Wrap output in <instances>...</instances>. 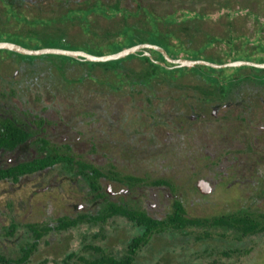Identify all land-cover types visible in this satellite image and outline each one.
Masks as SVG:
<instances>
[{"label":"rangeland","instance_id":"1","mask_svg":"<svg viewBox=\"0 0 264 264\" xmlns=\"http://www.w3.org/2000/svg\"><path fill=\"white\" fill-rule=\"evenodd\" d=\"M22 1L27 3L18 9L16 19L7 22L8 14L0 0V28L31 31L27 48L101 55L112 54L111 47L104 48L109 43L124 40L121 32L125 22L142 20L144 28H148L149 20L144 13L138 19L130 17L125 21L123 12L114 19L103 16L114 14V9L99 6L96 14L89 15L77 8L119 4L134 12L142 4L157 15L171 11L159 0ZM227 1L224 6H207L203 33L193 32L184 39L192 40L196 47L205 39L204 33H209L219 40L213 44L211 38L204 41L209 47L206 55L226 61L229 51L233 55L240 49L236 59L260 61V54L249 51L264 47V0H257L258 4L251 0ZM37 8L44 19L34 18ZM23 15L35 24L23 25ZM176 15L181 20L183 11ZM45 28L47 32L60 28L72 44L57 45L35 35ZM237 35L244 36L232 38ZM148 66L140 56L87 64L63 55L24 56L0 51V121H15L31 132L34 138L27 158L41 154L37 141L44 139L59 153L105 173L149 181L162 179L172 188L158 191L141 186L127 194L124 190L128 187L102 178L97 193L80 168L72 172L63 165L24 176L18 182L0 181V257L18 259L22 249L33 242L26 224L56 225L60 218L101 217L109 203L145 211L156 219L166 218L175 200L184 204L192 218L264 213V129L254 130V144L244 145L232 143L228 137L221 139L218 124L210 130V136L203 129L196 134L201 123L186 125L178 134L176 115L190 113L189 103H198L205 82L192 70L177 79L158 70L151 80ZM199 69L213 70L206 66ZM240 69L260 70L244 66L219 71L224 75ZM242 89L253 91L254 87L246 85ZM206 154L212 155L210 160ZM8 158L6 154L0 157L3 165ZM200 179L219 182L213 192L202 195L196 188ZM169 191L173 196H167ZM140 233L138 226L119 216L98 224L84 223L46 236L28 264H81L80 256H96L87 249L90 246L120 258ZM205 233L211 238L206 239ZM134 264H264V233L243 237L227 228L168 230L155 235L138 253Z\"/></svg>","mask_w":264,"mask_h":264},{"label":"trees","instance_id":"2","mask_svg":"<svg viewBox=\"0 0 264 264\" xmlns=\"http://www.w3.org/2000/svg\"><path fill=\"white\" fill-rule=\"evenodd\" d=\"M140 1V0H138ZM163 2L166 7H168L170 12H167L163 15H157L153 13L150 8L139 4L137 9L133 12L126 8H122L119 4L113 6H104L102 4H95L86 8H77L78 10H86L88 14L95 13V9L100 6L103 10L114 9L115 13L111 15H103L107 19H114L119 12H123V19L127 21L128 18L134 17L139 18L144 13L147 17L148 28H144V23L142 20L139 22L136 21L133 24H128L125 22L121 34L125 36L122 42H111L105 49H109L111 53H117L125 48L133 47L139 44H152L164 48L168 54L173 59L186 58L192 60H206L212 61L209 58L217 59L220 61L222 58L208 56L205 54V51L209 47L205 46L204 41H209L211 38L213 41L219 40L218 37H212L209 33H204L205 39L202 40V43L198 46H194L193 41L185 40L184 37L192 34L193 32L203 33V18L206 16L207 6L213 4H218V6H223L229 1L227 0H159ZM253 3H257V0H251ZM5 11L8 14L7 22L10 18H15L18 12H20L21 7L27 1L22 0H3ZM29 3V2H28ZM141 3V2H140ZM212 3V4H211ZM36 6V5H34ZM41 10V5L37 6ZM37 8V14L34 18L44 19V16L39 13ZM71 10V9H68ZM67 10V11H68ZM183 11L182 19H178L176 12ZM39 13V14H38ZM111 13V12H110ZM12 16V17H9ZM33 18V19H34ZM54 19V18H51ZM37 20V19H34ZM33 22V20L27 19L26 15H23V25ZM34 23V22H33ZM143 23V25H142ZM35 24V23H34ZM191 24V25H190ZM4 25V24H3ZM27 27V26H26ZM56 28V26H53ZM28 30H30L28 28ZM60 28L55 29L51 32L41 31L35 34L41 39L51 40L55 44L59 45L61 43L72 44L67 41L66 33H63ZM32 35L31 31H19L10 30L8 27L6 29L0 28V41H10L17 44H20L24 47H28L31 44L29 36ZM244 36V35H240ZM240 36H233L235 39L240 38ZM231 38V39H232ZM230 39V38H229ZM232 39V40H233ZM204 42V43H203ZM209 43V42H208ZM84 44L92 45L90 41H85ZM94 48H99V45H94ZM103 47V46H101ZM125 47V48H124ZM233 47V46H232ZM235 47V46H234ZM231 48V47H229ZM264 52V47L260 48ZM236 53L233 55L230 51L227 53L229 61H239L236 59V55L239 54L240 49L235 50ZM149 52L151 57L146 56L144 53ZM137 55L131 56H140L142 60H145L149 65L147 70V75L149 79H153L157 75V71H162L170 75L181 73H187L188 70H192L195 73L203 74L204 70H200V67L193 69H173V65L170 64L164 56L155 50H147ZM15 54L14 52H11ZM96 55L101 56L99 53ZM161 61L166 64V66H161L155 63L153 60ZM226 60V62H227ZM264 61V59H263ZM87 64H101V63H89ZM92 66V65H91ZM205 67V66H201ZM196 70V71H195ZM215 83H219L215 81ZM3 130L0 132V149L8 148L13 149L15 145L25 143L30 137V133L25 129L18 126L14 121L3 120L2 121ZM37 143L40 146L41 154L35 159L29 162L20 163L15 166H10L6 169H0V181L11 180L13 182H18L22 177L42 172L46 169L52 168L57 165H63L68 168L70 171H75L77 168H80L82 174L87 177L89 180L92 189L99 193L100 184L99 180L102 178L117 180L124 184H129L131 186H138L143 184L154 185V186H169V182L166 180L158 179L149 181L141 177H135L130 175H121L116 172L105 173L101 169L96 168L95 166L78 161L66 154H61L50 143L44 139H39ZM119 216L126 218L128 221L132 222L141 229V233L135 237L128 245L126 253L118 258L113 254L107 253L101 247L90 246L89 250L95 252V257L89 258L86 256H80L79 261L81 264H134L138 253L147 246L155 235L162 234L168 230L173 231H184L189 228H227L233 229L238 234L243 237H249L253 235H258L264 233V213L255 214L248 212H236L229 213L218 217H204V218H192L189 217L186 211L184 204L181 201H175L173 204V211L164 219H156L150 216L147 212L142 210H132L127 207L109 203L105 208V211L101 217H83L79 216L77 218H60L56 225H40L38 223L26 224L25 227L32 234L33 242L29 244V247L22 249V255L18 259H5L0 257V263L4 264H28L31 261V258L38 250V246L42 240L53 232H62L67 231L72 228H76L81 224H98L100 222H105L106 220ZM205 238L210 239L211 235L205 233ZM74 256V254H73Z\"/></svg>","mask_w":264,"mask_h":264},{"label":"flooded vegetation","instance_id":"3","mask_svg":"<svg viewBox=\"0 0 264 264\" xmlns=\"http://www.w3.org/2000/svg\"><path fill=\"white\" fill-rule=\"evenodd\" d=\"M249 52H257L258 54H260V57H262L260 61L252 60L251 62L264 63V52H262L261 49H258V51L252 50ZM228 62L234 61H220L217 64H225ZM172 65L173 66L171 68L173 69H182L175 67L174 64ZM247 67L260 70L255 72L251 70L240 69V71H238L237 73L233 72L230 74L223 75L221 71H219L220 69L210 67L213 70H204L203 74L194 73L197 77L201 78L205 82L206 88L202 89V91H199L201 96L197 104L194 105L193 103H189V114L180 113L176 115L179 121L177 126L178 134L181 133V129L183 130L186 125L201 123L198 128V131H195L196 134L199 133V129H203V132L207 131L206 133L208 134V136H210V130L215 127L216 124H218V126H220L221 139L225 140L228 137V140L232 143L236 142L244 145V143L249 142L251 144H254V130L264 129V69L252 66ZM184 74L185 73L179 72L178 74L174 75V78L177 79L179 76ZM215 81L219 83H215ZM246 85L253 86V91L243 90L242 88ZM208 109H210L209 113ZM207 118H209L210 121ZM2 121L3 120L0 121V132L1 130H3ZM16 124L21 128L25 129L27 132H29L31 137L25 143L15 145L12 150L8 148L0 149V157L4 154L8 155L9 157L7 164L3 165L0 160V169H6L10 166L29 162L37 157L35 155H32V157L27 158V156H29V150L31 148L30 144L33 142L34 137L32 136L29 130L19 125L18 123ZM195 132H193V135H195ZM252 132L253 136H250ZM197 141L199 142L198 139ZM208 146L212 147L213 142L209 141ZM211 156L212 155L208 154L205 155V157L209 160L211 159ZM222 175L223 172H221V176ZM224 175L226 176L227 173L225 172ZM220 179L222 180L224 179V177ZM112 181L128 187L124 190V192L127 194L130 193L132 189L139 188L141 186H150L153 187L152 189H158V191L166 187L172 189L170 185L154 186L143 184L138 186H131L129 184L121 183L117 180ZM200 181H204L202 187L205 189L207 188L209 190L207 194H204L199 188ZM218 182V179H214L213 181L212 179H200L197 181L196 188L202 195H208L215 190ZM120 190L122 189L119 188V191ZM167 196H173L172 192L169 191Z\"/></svg>","mask_w":264,"mask_h":264},{"label":"water","instance_id":"4","mask_svg":"<svg viewBox=\"0 0 264 264\" xmlns=\"http://www.w3.org/2000/svg\"><path fill=\"white\" fill-rule=\"evenodd\" d=\"M1 50L11 51L24 56L63 55L73 58L75 60H81L91 63H107L111 61L122 60L131 55H137L147 50H155L160 52L170 64H174L175 67L177 68H197L199 66H210L215 69H224L227 67L252 66V67L264 69V63H257L251 61H234L225 64H217L206 60H192L186 58L173 59L164 48L147 43L125 48L117 53L101 55V56L91 54L86 51L65 50L60 48H43V49L35 50V49L26 48L20 44L10 41H0V51ZM144 54L148 57H151V54L149 52H145ZM153 61L161 66H166L164 62H159L155 60ZM203 183L204 181L199 182V188L204 194H207L209 190L207 188L205 189L202 187Z\"/></svg>","mask_w":264,"mask_h":264}]
</instances>
